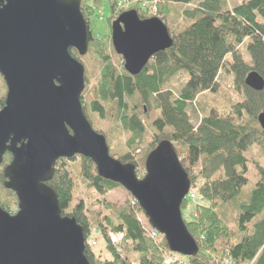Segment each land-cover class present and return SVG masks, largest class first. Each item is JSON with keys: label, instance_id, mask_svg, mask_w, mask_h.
Here are the masks:
<instances>
[{"label": "trees", "instance_id": "trees-1", "mask_svg": "<svg viewBox=\"0 0 264 264\" xmlns=\"http://www.w3.org/2000/svg\"><path fill=\"white\" fill-rule=\"evenodd\" d=\"M123 1L127 7L118 9ZM172 5L193 7L180 14L181 31L168 29L171 48L156 54L137 76L117 72L102 44L106 33L110 35L112 20L125 10H134L141 20L158 15L165 22L166 12L170 13L166 9ZM80 11L88 24V46L99 70L97 100L88 110L103 118L96 102H115L117 121L132 134L129 150L146 137V110L158 111L150 125L153 132L146 138L150 142L145 157L163 140L173 144L190 181L181 212L191 205L192 217L182 219L199 249L194 257L171 253L164 238L156 242L149 236L153 229L132 197L120 206L103 200L111 191L124 189L100 178L91 160L81 156L59 159L48 186L57 195L62 216L73 218L82 227L88 262L164 264L167 257L177 256L170 264H264V166L251 157L254 148L264 146V133L257 124L264 109V88L255 91L245 84L250 73L264 81V0H248L235 7L227 0H81ZM99 22L106 24L104 32L94 34ZM222 71L232 76L240 100L223 114L212 110L193 122L188 109L194 110L197 97L218 92ZM175 79L177 88L168 86ZM3 106L2 92L0 109ZM132 157L129 152L117 160L137 167ZM10 160L5 154L2 165ZM78 161L83 188L102 198L92 202L91 206L99 208L92 214L87 213L84 200L74 195L75 182L66 168L69 162ZM251 168L257 179L246 191ZM4 181L0 171V184ZM5 191L0 208L12 213L10 206H17V200L13 192ZM110 235L121 238L113 244Z\"/></svg>", "mask_w": 264, "mask_h": 264}, {"label": "water", "instance_id": "water-1", "mask_svg": "<svg viewBox=\"0 0 264 264\" xmlns=\"http://www.w3.org/2000/svg\"><path fill=\"white\" fill-rule=\"evenodd\" d=\"M81 0H0V76L6 87L0 110V165L3 188L17 199V213L0 208V264H90L84 255L83 229L62 216L48 186L56 162L81 156L97 175L122 187L138 204L150 227L163 236L169 251L183 257L198 253L182 219L181 205L190 190L187 173L167 140L146 157L145 174L109 155L103 135L87 121L81 95L88 52L87 23ZM111 43L130 76L141 73L173 40L158 18L121 13L111 24ZM245 84L262 91L264 81L250 73ZM264 133V109L257 116Z\"/></svg>", "mask_w": 264, "mask_h": 264}, {"label": "rangeland", "instance_id": "rangeland-1", "mask_svg": "<svg viewBox=\"0 0 264 264\" xmlns=\"http://www.w3.org/2000/svg\"><path fill=\"white\" fill-rule=\"evenodd\" d=\"M227 1H228L229 6L235 7V6L241 5L242 3L248 0H227ZM191 7H193V5L191 6H173L172 5L171 8L166 9V10H169L170 13H168L167 11L166 15L164 14L166 21L163 23L165 24L167 29H169L170 32L174 33V32L181 31L182 18L180 14L182 13L184 9L191 8ZM107 17L108 15L106 16V18ZM160 17L162 16L160 15ZM155 18L160 19L158 15ZM114 20L115 19H113L112 21ZM105 25L106 24H102V22H99V24L97 25L98 31L94 32V34L96 33L102 34L104 32ZM87 29H89L88 24H87ZM109 37L110 35H108V32H107L106 37L102 41L103 42L102 44L104 45V47H106L107 56L110 57L112 66L116 68L117 72L119 73L123 72L124 68H123L122 58L115 54L113 47L111 46L112 43L110 42ZM92 53L93 52H91L88 46V52L84 57H79V56L77 57L78 54L77 55L75 54L74 56V57H77L78 61L81 62V64L84 67L85 88L81 95V99H82V105H83L84 112L87 116V120L89 121L92 129L95 132L99 134L101 133V135L104 136L108 149H109V155L111 157L114 155L112 158L117 159L119 156H125L126 154L130 152L131 156H133L132 157L133 161L137 165L136 167L137 177L142 178L145 174V170H144V162L146 159L145 155L147 153L148 144L150 142V140H148L147 142L146 138L148 135H150L153 132V129L152 127H150V125L152 121L158 117V111L154 109L146 110V114H145L146 118L143 117V122L146 128V131H147V134H145L146 137H142L141 141L137 142L133 146V148L129 150L127 148V143L129 139H131L132 134L126 132L124 128L121 126L120 122L117 121V115H116L117 106L115 102L113 103L108 102L107 104L102 103V101L96 102L98 103L99 107L102 108L103 110V118L99 117V115H96L93 112H90V110H88V106L97 100L96 89H97L98 72H99L98 66H97V60H95V58L92 56ZM245 58H247L246 60H248V57L246 55H245ZM180 81L183 82L184 77H181ZM217 81H218V87H219L217 93L215 94L205 93L197 97L195 103L193 104L194 110L191 111L192 108L188 109V112L190 113L191 118H192L191 120L193 122H195V119H201L204 115H207L212 110L219 114H223L225 113L226 109H230L231 105H233L235 102L240 100V96L236 93L234 89L233 79L230 74L226 73V71H222L219 74ZM177 84L178 82L175 79V80L170 81L168 86H170L171 88H177ZM0 92L1 93L3 92V96L5 98L6 87H5L3 80H1V78H0ZM125 102H128V101H125ZM251 157L258 160L260 164L264 166V146L261 148H254L251 151ZM79 165H80V161L74 162V163L69 162V164L66 165V168L71 172V176L75 182L74 183V188H75L74 195L84 200V202L87 205L85 206L87 213L92 214L94 213V211L96 212L99 210L97 206H91L92 202H94V199L101 200L102 198L99 197L94 192H92V190L83 188V185H82L83 182L81 179L78 178L80 176L79 169H78ZM4 167H5L4 165L2 164L0 165L1 174H3ZM256 179H257V175L255 171L251 168L248 173L249 184L245 187L246 191H250V189L254 186ZM0 187H1L0 188V200H1L6 195V191H5L6 189L2 188V184H0ZM102 197L104 201L120 206L131 196L125 190L115 189ZM7 200H6V203L10 205H14L13 202L9 203ZM10 208H13V212L9 214L14 215L17 213V206H10ZM192 211H193V207L190 205L186 210L182 211V218L186 221H189L192 217ZM140 220L142 221L143 226H145V229H147L144 219L141 218ZM231 225H234L233 222H231ZM102 246H103V242L101 241L100 242L101 249H102ZM175 258L177 260L179 259L178 257H175Z\"/></svg>", "mask_w": 264, "mask_h": 264}, {"label": "built area", "instance_id": "built-area-1", "mask_svg": "<svg viewBox=\"0 0 264 264\" xmlns=\"http://www.w3.org/2000/svg\"><path fill=\"white\" fill-rule=\"evenodd\" d=\"M127 5H128V3L126 1L120 2L119 5H118V9L126 8ZM152 11L156 12V8H153ZM193 199H194V196L190 195V200H193ZM149 236L156 242H158L162 238V236L155 230H152L149 233ZM120 238H121V236L110 235V239H111V242L113 244H116L119 241ZM175 257H177V256L167 257L166 260L164 261V264H170L172 261H175L176 260Z\"/></svg>", "mask_w": 264, "mask_h": 264}, {"label": "flooded vegetation", "instance_id": "flooded-vegetation-1", "mask_svg": "<svg viewBox=\"0 0 264 264\" xmlns=\"http://www.w3.org/2000/svg\"><path fill=\"white\" fill-rule=\"evenodd\" d=\"M113 22V21H112ZM109 39H110V42H111V26H110V37H109ZM106 41H107V39H106ZM112 46V45H111ZM70 52H71V54H72V56L74 57L75 56V53H76V55L78 54L77 52H76V50H74V49H71L70 50ZM79 55H77V57H78ZM77 57H75L76 59H77ZM78 60V59H77ZM81 106H82V109H83V105H82V99H81ZM83 112H84V109H83ZM84 115H85V117H86V119H87V116H86V114H85V112H84ZM88 121V120H87ZM89 122V121H88ZM11 157V156H10ZM11 161V160H10ZM12 215V214H11Z\"/></svg>", "mask_w": 264, "mask_h": 264}]
</instances>
